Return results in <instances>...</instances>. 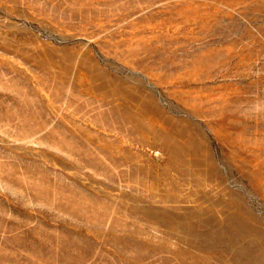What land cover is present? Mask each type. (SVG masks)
Returning a JSON list of instances; mask_svg holds the SVG:
<instances>
[{
  "label": "rangeland",
  "instance_id": "obj_1",
  "mask_svg": "<svg viewBox=\"0 0 264 264\" xmlns=\"http://www.w3.org/2000/svg\"><path fill=\"white\" fill-rule=\"evenodd\" d=\"M0 264H264V0H0Z\"/></svg>",
  "mask_w": 264,
  "mask_h": 264
}]
</instances>
